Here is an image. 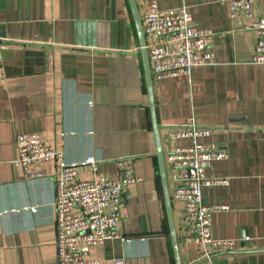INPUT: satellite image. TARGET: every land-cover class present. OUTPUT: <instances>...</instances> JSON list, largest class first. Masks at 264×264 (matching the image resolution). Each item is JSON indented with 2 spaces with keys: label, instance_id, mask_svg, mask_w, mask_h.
Segmentation results:
<instances>
[{
  "label": "crops",
  "instance_id": "1",
  "mask_svg": "<svg viewBox=\"0 0 264 264\" xmlns=\"http://www.w3.org/2000/svg\"><path fill=\"white\" fill-rule=\"evenodd\" d=\"M140 16L152 0H135ZM186 5L195 23L215 31V61L185 76L153 78L162 146L171 126L195 116L203 138L228 153L208 168L227 184L203 189L212 234L234 240L207 258L179 239L182 264H264V64L253 63L257 34L221 0H157ZM258 9L257 11H259ZM146 39V38H145ZM5 77L0 83V264H59L53 201L58 165L28 179L14 164L16 136L40 132L79 164L80 179L119 174L132 157L142 177L127 187L120 233L92 247L99 264H176L152 128L143 58L129 0H0ZM102 158L97 171L81 162ZM168 173V172H167ZM168 175V174H167ZM170 191L173 183L168 175ZM175 219L180 205L174 204Z\"/></svg>",
  "mask_w": 264,
  "mask_h": 264
},
{
  "label": "built area",
  "instance_id": "2",
  "mask_svg": "<svg viewBox=\"0 0 264 264\" xmlns=\"http://www.w3.org/2000/svg\"><path fill=\"white\" fill-rule=\"evenodd\" d=\"M228 5L229 15L243 22V28L257 34L253 63L264 64V0H221ZM260 9L259 11H257ZM152 77L156 80L185 76L191 79L193 68L215 61L212 50L215 31L201 28L186 5L161 8L152 0L141 14ZM8 42L0 40V83L5 77L2 51ZM211 130L200 126L195 116L171 126L172 141L165 152L167 174L172 187V203L179 204L176 219L178 237L186 243L203 246L207 258L223 248L232 249L234 240L212 234V216L223 204H205L203 189L227 184V178L212 177L208 168L228 153L216 143L203 140ZM16 166L28 179L42 178L44 166L51 161L58 165L55 176L56 196L53 201L59 264H99L89 258L92 247L109 240H128L119 231L124 193L127 187L142 180L135 171L132 157L117 160L119 174L95 180L78 178L76 162H68L64 153L49 143L40 132L16 136ZM102 158L87 156L81 164L98 169Z\"/></svg>",
  "mask_w": 264,
  "mask_h": 264
},
{
  "label": "water",
  "instance_id": "3",
  "mask_svg": "<svg viewBox=\"0 0 264 264\" xmlns=\"http://www.w3.org/2000/svg\"><path fill=\"white\" fill-rule=\"evenodd\" d=\"M129 2H130V6L132 9L134 18H135L137 32H138L139 41H140L141 52H142L144 72H145L147 92H148L150 112H151L152 128L154 132L155 142L157 145L159 171H160V176H161L164 202H165L166 214H167V219H168V224H169L172 247H173L174 256H175V262L176 264H182L181 254H180V243H179V237H178V232H177V227H176V219H175L174 208H173V203H172V198H171V191H170V186H169V181H168L165 155H164V150L162 146L160 125L158 121L157 107H156L155 96H154L153 77H152V73L150 69L148 51L146 48L145 34H144L142 20H141L139 10L137 8L136 1L129 0Z\"/></svg>",
  "mask_w": 264,
  "mask_h": 264
}]
</instances>
